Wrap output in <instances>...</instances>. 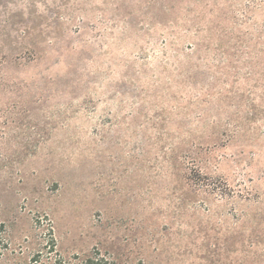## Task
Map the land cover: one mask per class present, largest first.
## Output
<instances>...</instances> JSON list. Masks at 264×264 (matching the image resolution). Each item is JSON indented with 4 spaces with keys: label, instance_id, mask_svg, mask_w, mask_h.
<instances>
[{
    "label": "rangeland",
    "instance_id": "374dc122",
    "mask_svg": "<svg viewBox=\"0 0 264 264\" xmlns=\"http://www.w3.org/2000/svg\"><path fill=\"white\" fill-rule=\"evenodd\" d=\"M49 229L264 264V0H0L1 260Z\"/></svg>",
    "mask_w": 264,
    "mask_h": 264
},
{
    "label": "trees",
    "instance_id": "16d2710c",
    "mask_svg": "<svg viewBox=\"0 0 264 264\" xmlns=\"http://www.w3.org/2000/svg\"><path fill=\"white\" fill-rule=\"evenodd\" d=\"M49 240L44 244L39 243L35 247L34 253L30 257L16 256L15 260H1L2 253L0 249V264H121L117 258L110 253L93 249L83 253H66L62 251L51 231ZM5 239L0 236V248Z\"/></svg>",
    "mask_w": 264,
    "mask_h": 264
}]
</instances>
